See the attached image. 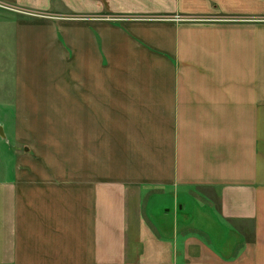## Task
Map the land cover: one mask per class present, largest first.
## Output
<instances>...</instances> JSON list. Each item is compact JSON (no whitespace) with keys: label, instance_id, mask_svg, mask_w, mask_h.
Instances as JSON below:
<instances>
[{"label":"crops","instance_id":"0c3cea01","mask_svg":"<svg viewBox=\"0 0 264 264\" xmlns=\"http://www.w3.org/2000/svg\"><path fill=\"white\" fill-rule=\"evenodd\" d=\"M4 38L0 264H264V0H0Z\"/></svg>","mask_w":264,"mask_h":264},{"label":"rangeland","instance_id":"374dc122","mask_svg":"<svg viewBox=\"0 0 264 264\" xmlns=\"http://www.w3.org/2000/svg\"><path fill=\"white\" fill-rule=\"evenodd\" d=\"M4 45L7 47L0 53V120L2 113H6L11 117L14 109V71H12V58L7 50L10 49L12 43L4 38ZM9 68L4 66H8ZM5 120V119H3ZM8 120H5L7 122ZM8 126V123H7ZM0 158H11L10 155V142L5 141L0 137ZM167 208V207H166Z\"/></svg>","mask_w":264,"mask_h":264},{"label":"built area","instance_id":"2783aa9c","mask_svg":"<svg viewBox=\"0 0 264 264\" xmlns=\"http://www.w3.org/2000/svg\"><path fill=\"white\" fill-rule=\"evenodd\" d=\"M176 19H177V20H182L183 18H182V17H177Z\"/></svg>","mask_w":264,"mask_h":264}]
</instances>
